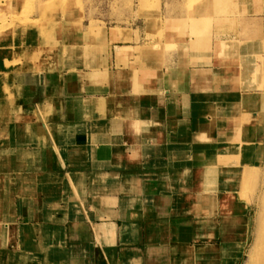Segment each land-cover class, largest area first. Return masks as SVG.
<instances>
[{"label":"crops","instance_id":"crops-1","mask_svg":"<svg viewBox=\"0 0 264 264\" xmlns=\"http://www.w3.org/2000/svg\"><path fill=\"white\" fill-rule=\"evenodd\" d=\"M217 3L197 11L202 27L177 11L152 35L141 22L77 30L42 69L13 71L0 264H232L243 211L209 173L216 100L255 64L263 17L244 18L256 26L243 39Z\"/></svg>","mask_w":264,"mask_h":264},{"label":"rangeland","instance_id":"rangeland-1","mask_svg":"<svg viewBox=\"0 0 264 264\" xmlns=\"http://www.w3.org/2000/svg\"><path fill=\"white\" fill-rule=\"evenodd\" d=\"M12 1H14L11 4L14 10L10 13L12 14V17H10L5 7L10 1L0 0L1 22L2 20L12 22L10 35L12 47L7 46L3 52H1L3 48H0V59L1 54H6L8 49L16 51L20 39L30 36L33 31L28 27L30 23L39 18H42V38L47 40V43L50 42L49 45L51 46L43 50L31 48L29 54L27 52L23 57L19 56L21 61H14L11 58L6 59L7 64L0 61V125L9 121L10 105L7 104V101H11V99L9 98L8 82L12 83L11 78L15 74L13 71L45 66L46 64L43 61H51L57 58L58 50H61L63 44L70 46L74 42V34L77 30L85 34L90 27H92V31H97L105 25L122 23L133 26L141 22L146 34L152 35L155 32V20H159L161 12L162 16L166 18L170 16L171 12L177 11L184 17L191 16L194 28L202 27L205 23L201 13H190L189 8L193 4L192 0ZM217 1L200 0L195 5L202 4L205 11H210L213 9V4L218 5ZM231 6V9L227 12L223 7L221 14L233 15L238 18L257 14L263 18H259L257 23L259 38L257 50L251 52L252 62L255 64H252L251 68L248 69L242 66L243 74L240 82L238 81L239 78L236 77L235 84L227 88V94H235L236 96L216 100L219 106V112L217 113L220 120L219 125L225 127V130L217 150L210 154L212 162L209 164V168L213 169L209 170V173L212 176V172L218 171V174H220L218 180L219 190L224 194H229L228 191L232 192L233 188L224 185L225 175L228 176L231 173L235 176L238 172H229L223 169L230 167L242 169L241 182L238 184V189L235 188L238 190L236 191V197L240 200L242 209L246 207V204H252L254 198L252 209L248 211L252 213L255 222H257L261 214L262 185L260 186V184L264 177V121L261 120L260 115L257 116L256 114L264 108V34H261L264 31V0H236ZM2 9L3 13L1 12ZM215 14L218 15L219 13ZM255 26L254 23L237 24L236 28L240 29L241 32L238 37L245 39L251 36V38H254V34L247 36L246 28L253 29ZM245 71H250L251 74L245 75ZM249 88L252 89V93L245 94L244 91ZM233 90L235 92L230 93ZM239 90L243 91L241 95L238 94ZM235 182L237 184V181ZM253 242L254 235H252L251 242L246 246L242 254L243 257L241 256L236 264L240 262L241 258L240 264H251L250 255Z\"/></svg>","mask_w":264,"mask_h":264},{"label":"bare ground","instance_id":"bare-ground-1","mask_svg":"<svg viewBox=\"0 0 264 264\" xmlns=\"http://www.w3.org/2000/svg\"><path fill=\"white\" fill-rule=\"evenodd\" d=\"M6 1L7 2L10 1L9 4L7 3V5L5 7H6V10L8 11L7 14L9 13L10 17H12V14H10V13L13 12L14 8L11 4L14 1H12V0H6ZM222 1L224 3V10L227 12L228 10L231 9L230 6L236 0H222ZM239 1H242V0H239ZM192 3H193L192 5L194 7L189 8L190 12L195 13L197 11L205 10L204 7L202 6V4L199 8H198V6L196 8L194 0H192ZM6 10L4 9V12ZM1 12L3 13V9ZM228 16L229 15H225V17L227 18V19H225V22L226 21L229 22L230 19L228 18ZM244 18L240 17L239 23L244 25L246 20H247V19L245 20ZM233 19H231V20H233ZM41 24H42V18H39V19L33 21V23H30V25L28 27H29V29L33 30L30 33V36L28 35L27 37H23L22 39H20V42H18L19 47L16 48V51L12 50V49H10V50L8 49L7 50L8 52L6 54L3 55V53H2L0 61L4 62L6 64H7V60H6L7 58H11L12 60L14 59V61H21L19 59V56L23 57L24 55H26L27 52L29 54V51L31 48H33V49L38 48L41 50L46 49L47 47L49 48V46H51V45H49L50 42L47 43L48 41L44 40V38H42V34H41L42 25ZM11 29H12V22L4 21V20H2V22H1V20H0V48H3L1 50V52H3V50H5L7 46L12 47L11 46L12 45V43H11L12 39L10 36L11 35ZM7 44H9V45H7ZM3 58L5 60H2ZM31 65H33V64H31ZM42 68H43L42 66L41 67L37 66L36 69L35 68H32V69L40 70ZM256 114H257V116L260 115L261 120L264 121V108L260 109ZM263 163H264V160H263ZM212 169L209 168V170H212ZM223 170H226L229 172H232V171L238 172V174L235 176H233L231 173H229L228 176L225 175L224 185L233 188V191L232 192L228 191V193L230 195L224 194L223 200L228 202V203H235L237 205V207L238 208L241 207V210L243 211V217L237 223V225L239 224L238 231H239L240 237L237 240V242L235 243V245H233L234 246V249H233L234 255H233V259H232V264H236L237 261L240 259V257L242 256V254L245 251L246 246L251 242L252 235H254V242H253V247H252V251H251V255H250V259H251L250 262H251V264H264V177H263V180L261 181V184H260V186L262 185V187H261L262 188L261 214H260L257 222H255L252 213H250L248 211V210L252 209L254 198H253L252 204L251 203L246 204V207H243V209H242V204H241L240 200L236 197V191H238V190H236L235 188L238 189V184L241 182L242 169L236 168V167H232V168L230 167V168H224ZM235 181H237V184ZM258 187H257V190H258ZM232 193H233V196H232ZM233 225H234V223H233ZM235 233H237V232H235Z\"/></svg>","mask_w":264,"mask_h":264}]
</instances>
